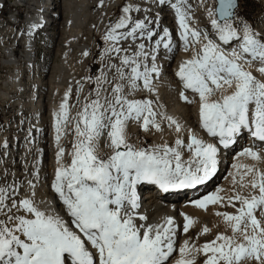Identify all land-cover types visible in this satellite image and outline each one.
<instances>
[{
  "label": "snow or ice",
  "instance_id": "obj_1",
  "mask_svg": "<svg viewBox=\"0 0 264 264\" xmlns=\"http://www.w3.org/2000/svg\"><path fill=\"white\" fill-rule=\"evenodd\" d=\"M152 4L159 9L155 16L136 0L122 7L103 35L104 70L95 87L75 117L71 88L54 113L56 141L70 122L75 137L68 163L58 147L50 184L63 214L37 202L32 180L27 192L17 181L0 184V264H264V170L256 164L243 166L232 196L213 192L191 202L203 210L218 204L234 210L216 213L226 229L203 244L178 243L181 226L173 217L149 223L139 211L143 186L162 193L196 188L215 175L221 147L245 133L264 142V31L241 18L240 0H216L206 9L210 31L191 26L187 0ZM165 9L173 13L183 50L191 51L174 73L180 98L191 104L197 101L186 92L198 96L200 127L215 142L191 128L186 142L183 125L162 110L160 60L175 47L172 29L161 21ZM141 12L142 18L134 15ZM42 27L30 22L26 34ZM130 124L145 133L162 132L166 124L177 136L172 144L137 145L129 140ZM101 138L105 154L98 150ZM240 155L264 161V153L250 147ZM181 215L187 234L194 221ZM210 231L205 226L201 235Z\"/></svg>",
  "mask_w": 264,
  "mask_h": 264
},
{
  "label": "bare ground",
  "instance_id": "obj_2",
  "mask_svg": "<svg viewBox=\"0 0 264 264\" xmlns=\"http://www.w3.org/2000/svg\"><path fill=\"white\" fill-rule=\"evenodd\" d=\"M17 2L25 3L28 6V11L31 10L30 12H32V15H28L25 19H23L24 32L19 35L20 37L18 39L17 31H15L14 27L11 29L8 39H6L4 36L0 37V63L5 66L6 69H9L8 71H10V76L8 75L9 77L3 83H5V87H7V92L15 93V95L10 98V103L15 105L18 111L33 110L31 112H33L35 116L33 118L34 123L31 124L29 129L27 128L24 130L20 127L16 130V134L20 140L23 138L27 140L24 141L22 147H18L19 142H16L15 140H12V142H10L8 146L6 145V147L4 146L6 143L5 139L3 138L0 141V144H2L5 148L3 151L5 154L3 156V161L11 165L9 174H6L0 164V177L3 178V176H6L8 183L13 181L19 182L18 179H20V184L23 186L22 192L28 191L27 181H34L36 184L34 191L37 202L45 201L51 206L52 209L60 211L61 214H63L62 206L50 188V184L57 167L56 154L58 147H62L60 143L61 139L59 142L56 141L54 113L59 111L60 104L64 99L65 93L68 91L63 86L66 87L68 85V87L71 88L72 78L69 74H67L64 65L51 67V69L49 71L47 70L46 72V83L49 84L50 88L45 96V82L41 79H38L36 82H32L29 74L26 75V70L31 69L30 64H36L37 61V58L34 54L37 45L35 34L39 30L37 29L34 34L29 37L26 34V29L30 22L39 21L45 26L49 21H51L52 23L50 24V28L47 30L51 31V27L53 23H55L57 17L59 18L61 17L60 15L67 14L68 19L66 22H64L63 26L58 28L57 24L53 27L51 31L52 33H48L46 31L48 34H50L49 39L51 37V40L56 41L58 32V34L62 35L63 37L68 36L70 32H73V37L75 40L74 43L79 39L84 40L86 38L88 41L89 38L92 37V32L94 29L92 23L87 24L89 18L91 17V14L86 10L89 0H17ZM128 2H130V0H127V3ZM1 3L2 0H0V5ZM121 3L122 0H103V5L101 6V2H99V5L100 8L103 7L109 12L112 8L115 9L117 6L121 5ZM136 3L142 8L149 9L150 5L152 4V0L149 2H143L139 0L136 1ZM39 4H41V7H39ZM152 7V10L155 11V15L159 9H157L153 4ZM134 15L142 18L144 13H135ZM190 15L192 17L191 26L193 28L204 30V27L199 25L196 17L192 15L191 11ZM19 17L18 14H15V12H10L8 16V22L4 27H6L8 24H18ZM22 17L25 16H21V18ZM161 21L164 25L169 26L172 29L176 45L171 53L164 54L162 52V58L160 60L162 65V76L157 81V86L159 88V102L163 106L162 110L168 115L175 117L183 125L185 130L180 135L185 139L186 142L188 136L187 129L189 128L193 130L198 138L204 139L208 142H215L200 127L198 115V96L192 93L190 90L187 91L186 95H188L189 99L197 101L190 104L182 100L179 95L180 85L178 78L174 76V73L177 70L178 65L191 55V51L186 53L183 50L182 42L178 39V29L175 27L174 16L171 10H164V12L161 14ZM99 26L100 27L98 30L101 29V24H99ZM82 32L86 33V38H83L84 36L82 35ZM11 34H13V36ZM16 45L20 46L17 51L15 50ZM89 47V43H80V45L77 47V51L80 53V58L82 61H84L88 56L84 55V53H89ZM165 55L166 58H164ZM21 63H24L23 66ZM252 70L255 75H259L258 72L255 71V67ZM38 71L41 73V69ZM23 80H26V82L23 83ZM31 82L32 84H30ZM73 86L76 90L77 83ZM60 92H62V95L60 94V97H57V94ZM45 97L48 99L45 100ZM44 101L48 102L47 107L50 108L48 109L51 115L50 118H52L49 122V130L47 131L48 141H43L46 132L43 131L44 127L42 118L43 115H45V112L48 111L42 107V103ZM73 115L74 111H72L71 108L70 116L72 117ZM163 128L164 130L162 132H155L153 130L151 133H145L142 131V134L151 138V144H158L165 141H167L169 144H172L177 134L173 128L167 127L166 124L163 126ZM140 130L141 129L135 124H130L128 127L127 131L129 140L134 144H137L138 131ZM243 136H248V134H243L237 140V142L228 149H223L221 147V150L218 154V164L215 175L204 185L197 186V189L191 188L173 190L169 192L172 194H169L158 192L154 186H143L141 189V208L139 211L148 217L149 223L160 222L165 216L173 217L176 223L181 226V232L178 236V243H182L185 239H188L193 243H197L202 240V238H206L208 234L213 233V224L211 225L207 223L206 216L210 214V211L217 213L223 210L224 207L226 208V206L223 204L209 205L206 210H203L195 207L191 202L195 199L203 198L205 195L211 194L213 192H216L225 198L232 196L235 189L238 187V185L234 184V180H239L240 172L243 171V166L245 165L256 164L259 169L264 170V161H253L250 157L240 155V153L243 152L245 148L249 147L253 148V150L257 152L264 153V142L255 140L250 136L244 140L245 144L239 147ZM99 144L101 148L100 150L103 149L107 153L108 148L106 147V141L104 138H101ZM47 148L48 150H52L51 160H48L49 157L46 159L45 149L47 150ZM185 159H187V153H185ZM47 166L50 170L48 173H45L44 169ZM179 192L184 193L180 194V196H177L179 195ZM181 213L186 214L194 221L192 228H190L187 234H183L182 232L184 218ZM205 226H207L211 231L208 234L201 235V231Z\"/></svg>",
  "mask_w": 264,
  "mask_h": 264
},
{
  "label": "rangeland",
  "instance_id": "obj_3",
  "mask_svg": "<svg viewBox=\"0 0 264 264\" xmlns=\"http://www.w3.org/2000/svg\"><path fill=\"white\" fill-rule=\"evenodd\" d=\"M139 1V0H136ZM143 2H149L151 0H141ZM9 2V5L8 3ZM17 2V0H6L5 1V7L0 10V37L4 36L6 39L9 38L10 31L13 27L16 25H7L4 27L8 22V16L9 13H17L18 17L21 18V16H25L21 18V21L26 18V16L32 15V12L26 11L25 9H22L21 11H18L17 9L10 8V4H14ZM99 2L101 0H89L88 5L86 7V10L88 13L91 14V17L89 18L87 24L92 23L93 24V32L92 37L89 38L87 41L86 39V33L82 32L83 38H86L84 40H78L74 43V34L73 32H70L68 36H62L57 33L56 41L51 40V37L49 39L48 33H52V29L54 26L59 28L60 26L64 25V22L67 21L68 15L62 14L61 17H57L55 23L52 25L51 31L43 32V34H40L36 38V49L40 52L39 59L36 61V64H30L31 69L26 70V75L29 74L31 77L32 82H36L38 79H41L45 82L44 87H46L45 90V96L49 91V84L46 83V72L49 71L51 67H58L64 65L65 70L67 74L70 75L72 78V93L69 99V104L72 106V111H74V115L72 117L76 116L77 111L80 109L81 105L85 102L84 98L88 96L90 91L95 87V77L101 74V71L104 70V62L101 60L100 53L102 51V48L104 47V41H103V35L105 34L107 27L110 23H114L117 18L121 15V8L127 3V0H122L121 5L117 6L115 9L112 8L109 12L105 8H100ZM187 3L190 7V11L193 16L196 17L198 23L200 26L204 27V30L210 31V24L209 19L207 16L206 9L207 8H214L216 5L215 0H187ZM152 4L150 5V10L154 15V10H152ZM11 10V11H10ZM239 15L243 20L251 24L254 28H256L259 31H264V0H240V7H239ZM59 13V12H58ZM99 24H101V29L98 30L100 27ZM19 29L16 28L15 31H17V39L19 38V35H21L24 32V22H20ZM11 26V27H10ZM72 31V30H71ZM71 34V36H70ZM13 36V34H11ZM71 38V39H70ZM54 41V42H53ZM80 43H89V53L88 56L84 61L80 58V53L77 51V47L80 45ZM79 44V45H78ZM77 45V46H76ZM76 46V47H75ZM176 46V45H175ZM235 46L234 44L232 45ZM20 48V46L16 45L15 50L17 51ZM35 49V50H36ZM22 66L24 63H21ZM34 65V66H33ZM39 69H41V73H39ZM9 69H6L5 66H3L0 63V141L4 138L6 141V145L8 146L10 142L18 137L16 134V130L18 128H22L26 130L27 128L31 127V124L34 123V114L33 110H24V111H18L17 107L10 103V98L15 95L12 92H7V87H5V83H3L9 76L10 71ZM30 71V72H29ZM34 73V75H33ZM9 75V76H8ZM68 75V76H69ZM25 77V76H24ZM27 77V76H26ZM91 77V81L88 79ZM74 78V79H73ZM76 81V82H74ZM23 83L26 82V80L22 81ZM32 82L30 84H32ZM3 83V84H2ZM77 83V89H74V84ZM79 83V84H78ZM67 85V84H66ZM79 86V87H78ZM54 87V85H53ZM65 89H69L68 85L65 87ZM59 94V95H58ZM57 97H60V94L62 95V92L58 93ZM7 96V97H6ZM8 98V99H7ZM47 100L48 98L45 97ZM7 100V101H6ZM9 101V102H8ZM42 107L45 108V110L48 112H45V115H43L42 123L44 130L46 132L43 141H48V133L50 126V112L48 102L44 101L42 103ZM49 108V109H48ZM19 114V115H18ZM45 124V125H44ZM33 126V125H32ZM65 131V132H64ZM130 133V132H129ZM61 146L65 149V157H64V163H68L70 160L69 153L72 151V143L75 139L73 135V124L70 122L63 130L61 134ZM138 145H149L151 144L152 140L149 137H146L142 134V130L138 131ZM245 138L241 139V144L239 147H241L243 144H245L244 141ZM19 140V141H18ZM18 143V147H22L24 144V141H27L26 139H21L18 137V139L15 140ZM131 142V141H130ZM30 143V142H29ZM133 143V142H131ZM5 146V145H4ZM4 146L0 144V164L1 167L4 169V172L6 174H9L11 165L7 162H4L3 160V151L5 150ZM100 144L98 145V150L101 154H105L106 152L102 149L100 150ZM45 155L46 159L48 160L52 158V150L45 149ZM51 156V157H50ZM49 167H45L44 171L45 173H48L50 169ZM47 170V171H46ZM8 182V179L6 176H3V178L0 177V184L4 182ZM20 183V179H18ZM232 212L233 210L228 207H224L223 210L220 212ZM210 214L206 216L207 223L213 224L212 226V232L211 234H208L206 238H202L199 242L196 244H203L205 241L211 240L214 238L215 234L218 232L225 231L226 225H224L223 219L220 216L216 215V212L210 211ZM222 230V231H221Z\"/></svg>",
  "mask_w": 264,
  "mask_h": 264
},
{
  "label": "water",
  "instance_id": "obj_4",
  "mask_svg": "<svg viewBox=\"0 0 264 264\" xmlns=\"http://www.w3.org/2000/svg\"><path fill=\"white\" fill-rule=\"evenodd\" d=\"M216 1V0H215Z\"/></svg>",
  "mask_w": 264,
  "mask_h": 264
}]
</instances>
